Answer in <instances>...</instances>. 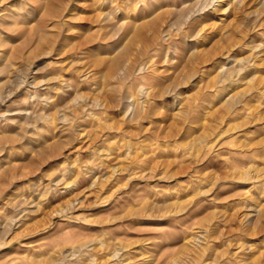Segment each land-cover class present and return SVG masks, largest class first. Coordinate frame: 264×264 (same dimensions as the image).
I'll list each match as a JSON object with an SVG mask.
<instances>
[{
    "label": "rangeland",
    "instance_id": "1",
    "mask_svg": "<svg viewBox=\"0 0 264 264\" xmlns=\"http://www.w3.org/2000/svg\"><path fill=\"white\" fill-rule=\"evenodd\" d=\"M239 1L20 17L46 20L9 38L26 47L0 100V264H264V0Z\"/></svg>",
    "mask_w": 264,
    "mask_h": 264
},
{
    "label": "bare ground",
    "instance_id": "2",
    "mask_svg": "<svg viewBox=\"0 0 264 264\" xmlns=\"http://www.w3.org/2000/svg\"><path fill=\"white\" fill-rule=\"evenodd\" d=\"M7 1H10L11 3H13V8H14V11L11 12V14H9V18H5L6 20H8L7 23H5V25H1L0 26V31H1V34L4 35V37H1L0 35V77L4 74H7V76H5L4 78L5 79H1L0 80V100L2 102V100H4L5 98H8L10 96L13 95V92L15 90H17L21 84H23L24 81H21V77H17L16 80H14L15 78V74H14V70H15V73L16 71V68L14 69L15 67V64L17 62V60L19 59V57H21V52L22 50L24 49L23 45H25L26 47V44L24 43H27L25 41L26 40H32V38L30 37H33L35 32L38 31L37 29H43V27H45V20H46V15L45 16H41L42 18H40L38 22H36V24L34 25L35 27H29L27 28L26 27V24L24 22L21 21L20 17L23 18L24 20V17L22 16H26L30 10V8L34 7V5H36V0H0V5L3 3V2H7ZM241 3V5L243 6V8H245L246 6H248V2H245V0H240L239 1ZM9 3V2H8ZM10 4V3H9ZM227 5V4H226ZM2 6V5H1ZM56 6V5H55ZM53 6L49 12L47 14L51 15L54 14L56 11V7ZM137 6V5H136ZM36 7V6H35ZM34 7V8H35ZM4 8V7H3ZM6 8V7H5ZM47 8V6H46ZM222 8V7H221ZM247 8V7H246ZM4 10V9H3ZM12 10V9H11ZM49 10V9H48ZM9 11V10H8ZM20 11L22 13H20ZM55 11V12H54ZM221 11V9H220ZM5 12V11H4ZM45 12V13H46ZM29 15V14H28ZM2 18H3V15H1ZM5 17V16H4ZM238 17V16H237ZM241 17V16H240ZM1 18V19H2ZM4 19V20H5ZM238 19V18H237ZM239 21V20H238ZM3 22V20L1 21ZM26 22V21H25ZM31 22V21H30ZM32 23V22H31ZM236 23V22H235ZM1 24V23H0ZM239 24V23H238ZM238 24H237V27H238ZM236 27V28H237ZM235 28V29H236ZM234 29V30H235ZM238 29V28H237ZM29 32V33H28ZM40 32V31H39ZM28 34V35H27ZM44 34V33H43ZM10 36H17L18 38H22L23 36L25 37L24 40V43L22 42L23 40L20 39L21 42H17L18 44L15 46L12 44H9V38ZM29 40V41H30ZM233 41V40H232ZM47 43V42H46ZM231 43H234L231 42ZM235 43L237 44V42L235 41ZM234 43V44H235ZM22 46V49H20ZM232 46V44H231ZM230 46V47H231ZM20 47V48H19ZM233 48V47H232ZM21 50V52H20ZM235 61V60H234ZM235 62H240V60H236ZM246 68V66H240L239 68L237 69H233L232 72L228 73L227 76H225L223 78V80H220V84L222 87H226V85L228 84H231V82H234L236 81V78L239 76V74L242 72V70H244ZM11 74V75H10ZM17 74V73H16ZM19 74V73H18ZM18 76V75H17ZM231 76V77H230ZM235 78V79H234ZM24 79V78H23ZM238 79V78H237ZM213 81V80H212ZM215 81V80H214ZM212 83V82H211ZM222 88V89H224ZM19 92V91H18ZM16 112V111H15ZM15 115V114H14ZM2 140H4L2 138Z\"/></svg>",
    "mask_w": 264,
    "mask_h": 264
}]
</instances>
